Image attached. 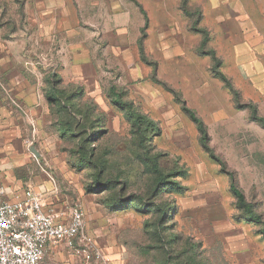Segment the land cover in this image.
<instances>
[{"label": "rangeland", "instance_id": "rangeland-1", "mask_svg": "<svg viewBox=\"0 0 264 264\" xmlns=\"http://www.w3.org/2000/svg\"><path fill=\"white\" fill-rule=\"evenodd\" d=\"M21 2L0 0L3 35L24 28L30 47L24 83L0 73V188H34L58 214L80 205L86 222L85 241L50 246L43 264H264V224L237 207L183 110L264 219V127L206 53L264 115V0H104L87 16L70 0L63 16L24 18ZM112 86L145 115L141 130Z\"/></svg>", "mask_w": 264, "mask_h": 264}, {"label": "built area", "instance_id": "built-area-1", "mask_svg": "<svg viewBox=\"0 0 264 264\" xmlns=\"http://www.w3.org/2000/svg\"><path fill=\"white\" fill-rule=\"evenodd\" d=\"M85 231V212L80 205L72 207L68 215L58 214L34 188L15 198L0 188V264H43L50 246L85 241Z\"/></svg>", "mask_w": 264, "mask_h": 264}, {"label": "trees", "instance_id": "trees-1", "mask_svg": "<svg viewBox=\"0 0 264 264\" xmlns=\"http://www.w3.org/2000/svg\"><path fill=\"white\" fill-rule=\"evenodd\" d=\"M142 11L146 16V24H145L146 27L148 25V16L144 9H142ZM199 31H201V29ZM208 41H209V36L206 35L203 38L202 47H205ZM206 53L212 55L213 58L212 71L214 75L220 78L225 83V86L232 92L236 105L240 108H248L250 110L251 117L254 120L260 122L264 127V115H261L259 113L257 104L253 102H248V103L242 102L240 90L235 87L231 78L228 77L220 69L222 61L217 56L216 50L210 49L206 51ZM110 91L112 94L113 103L116 104L121 109L125 110L129 115H131L134 118L136 126L141 130L144 125L143 118L145 117V115L138 113L134 108L133 103L125 100L123 98L122 93L118 91L115 86H112L110 88ZM183 110L188 114L191 120L197 125L200 131V142L203 145V147L210 153V155L214 159L220 162L222 166V170L228 173V175L230 176V189L236 198L237 207L246 213L250 221L258 224H264V219L262 214L256 212L254 204L247 199L244 190L240 187L238 183L237 173L234 170L228 169V164L226 160L217 156L213 147H211L208 127L205 121L203 120V118L197 113L195 109L187 105L186 100L183 101ZM147 156H148V160L151 162L154 173L158 176V181L161 183L167 182V175L164 172L163 168L160 166L158 158L156 156L150 155L149 153L147 154Z\"/></svg>", "mask_w": 264, "mask_h": 264}, {"label": "crops", "instance_id": "crops-1", "mask_svg": "<svg viewBox=\"0 0 264 264\" xmlns=\"http://www.w3.org/2000/svg\"><path fill=\"white\" fill-rule=\"evenodd\" d=\"M103 1L81 0L80 11H82V14L86 12L84 14L86 16L93 15ZM7 2L9 7L14 8L16 4L15 0H7ZM70 4V0H22L19 7L22 10L23 18L27 16H41L42 11H51L55 17L65 15L70 9ZM9 7L7 6V9ZM20 32L22 34L19 36L18 33ZM3 33V30L0 28V73L4 72L9 82L8 84L12 89L18 80L24 83L25 78L20 69H23L24 65L30 62V47L28 46V37L24 34V28L14 29L9 37H5Z\"/></svg>", "mask_w": 264, "mask_h": 264}, {"label": "water", "instance_id": "water-1", "mask_svg": "<svg viewBox=\"0 0 264 264\" xmlns=\"http://www.w3.org/2000/svg\"><path fill=\"white\" fill-rule=\"evenodd\" d=\"M31 150H32L33 152H35V154H36L37 156H39V152H38L34 147H32Z\"/></svg>", "mask_w": 264, "mask_h": 264}]
</instances>
